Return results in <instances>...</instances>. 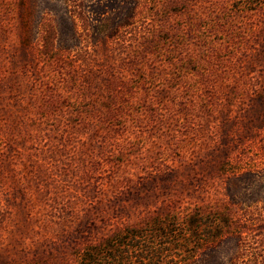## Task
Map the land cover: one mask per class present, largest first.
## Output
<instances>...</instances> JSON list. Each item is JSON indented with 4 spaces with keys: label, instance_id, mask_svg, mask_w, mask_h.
<instances>
[{
    "label": "rangeland",
    "instance_id": "obj_1",
    "mask_svg": "<svg viewBox=\"0 0 264 264\" xmlns=\"http://www.w3.org/2000/svg\"><path fill=\"white\" fill-rule=\"evenodd\" d=\"M201 208L264 264V0H0V264Z\"/></svg>",
    "mask_w": 264,
    "mask_h": 264
},
{
    "label": "trees",
    "instance_id": "obj_2",
    "mask_svg": "<svg viewBox=\"0 0 264 264\" xmlns=\"http://www.w3.org/2000/svg\"><path fill=\"white\" fill-rule=\"evenodd\" d=\"M232 215L228 209L201 208L153 216L88 246L79 264H190L230 233Z\"/></svg>",
    "mask_w": 264,
    "mask_h": 264
}]
</instances>
